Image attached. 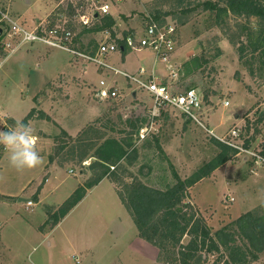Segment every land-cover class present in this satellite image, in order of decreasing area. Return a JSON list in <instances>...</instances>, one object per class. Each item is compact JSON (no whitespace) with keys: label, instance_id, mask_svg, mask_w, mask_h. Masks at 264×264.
<instances>
[{"label":"rangeland","instance_id":"1","mask_svg":"<svg viewBox=\"0 0 264 264\" xmlns=\"http://www.w3.org/2000/svg\"><path fill=\"white\" fill-rule=\"evenodd\" d=\"M212 1L114 2L109 16L115 20L112 30L115 36L111 31L109 34L113 40L121 41L131 32H142L148 16L154 17L156 13H161V18L167 22L177 24L179 47H182L175 61L180 68L178 83L181 90L193 88L203 96L204 124L218 137L241 127L242 136L260 144L264 142V69H260L259 60L249 52L241 58L239 48L247 43V28H264V20L258 17L247 20L229 14L222 26H216L214 11L205 8V3ZM86 4L87 0H0V9L29 30L35 31L49 22L50 25H68L76 34L70 46L79 50L83 44L93 50L94 44L98 46L112 40L105 31H91L101 19L90 27L79 22L77 11ZM9 42L12 47L16 46L8 51V58L0 68V104L3 113L9 116L0 122V130L15 127L17 122L12 116L27 118L35 104L33 99L40 108L42 100L49 96H53L56 105L66 98L67 102L76 103L81 96L101 109L97 119L81 124L82 131L76 137L64 130L54 135L51 162L57 167L58 200L47 195L43 206L34 207L31 196L25 194L22 197L27 199L20 202L22 205L18 204L20 197L6 201L0 198V264H179L175 261L179 249L162 251L140 237L130 208L119 192L125 193L127 186L137 180L164 190L166 185L175 183L171 166L183 180L190 177L219 153L214 137L199 124L172 110L149 119L150 112L143 105L152 104L148 94L138 91L139 99L135 98L132 92L137 90L136 84L122 75L100 69L94 62L42 42L20 46L15 39ZM123 53L122 50L109 53L104 61L131 75L146 77L149 74L154 63L152 52L126 51L125 59ZM193 56L202 58L203 65L186 71L185 63ZM73 58L80 62L74 63ZM84 64L88 66L86 72ZM156 69L167 76L165 65L159 64ZM61 73H74L79 79L56 88L48 83ZM102 81L106 86L101 85ZM71 83L75 86L69 88ZM114 85L121 91L120 99L98 101L92 98V94L94 97L96 92ZM72 88H80L76 99L70 97L74 93ZM225 102L230 104L227 106ZM79 113V106L65 103L57 110L56 117L74 131L81 120ZM34 116H38L37 111ZM106 138L132 139L137 149V154L131 151L133 165L123 162L116 165V169L111 167L110 182L103 183L90 199L73 208L56 225L54 216L64 206V199L77 179L84 184L103 173L104 167L92 155ZM156 139L162 150L157 149ZM4 157L0 171L3 185L10 186L15 178L20 184L39 173L36 168L17 172L9 166L7 154ZM92 163L94 168L90 170ZM52 175L53 172H46L44 179ZM55 178L49 185L55 183ZM13 203L22 207L15 212L7 206ZM183 207L184 212L195 215L194 219L203 220L213 234L248 212L264 214V166L246 162L243 157H233L209 177L187 188ZM190 240L191 236L186 235L182 244L187 245ZM258 256V259H250L249 264H264V252ZM226 260L223 249L209 252L200 249L194 264H224Z\"/></svg>","mask_w":264,"mask_h":264},{"label":"trees","instance_id":"2","mask_svg":"<svg viewBox=\"0 0 264 264\" xmlns=\"http://www.w3.org/2000/svg\"><path fill=\"white\" fill-rule=\"evenodd\" d=\"M205 8L211 12L214 11L216 26H222L229 14L247 20L252 17L264 20V0H214L205 3ZM161 16H163L161 13H156L155 18L158 19ZM114 24L113 17L106 16L91 31L109 30L112 32V36H115L112 31ZM121 44L123 45V42ZM94 46L96 49L97 44H94ZM85 48L87 47L82 44L79 50L83 51ZM239 50L241 58L249 52L252 57L259 60L260 69H264V28L259 30L247 28V43H243ZM203 62L199 56H193L185 63V70L200 68ZM34 112L35 110L30 112L23 121L24 124H27L29 119L33 118ZM40 117L49 119L43 112H41ZM213 141L219 148V153L190 177L183 180L174 167L171 166L175 183L166 185L164 190L153 188L137 180L127 186L125 193H119L122 200L130 208L140 231V237L162 251L171 252L170 248L179 249L177 252L178 258L175 260L177 263L194 264L200 249H206L208 252L223 249L227 256L224 264H249L250 259H258V255L264 252V214L248 212L231 225L213 234L203 220L194 219V214L189 215L184 212L183 199L187 188L209 177L215 170L225 165L236 155L235 150L218 139L213 138ZM155 143L157 149L162 150L158 139L155 140ZM131 151L137 154V149L134 148L130 138L124 140L106 138L97 146L92 156L98 160L101 167H104L103 173L86 181L74 191L65 201L64 206L60 208L59 214H55V224L60 223L86 197L88 190L97 186L103 179L110 177L111 167L115 166L116 169V165L123 162L133 165L134 158ZM3 153L4 149L0 147V161ZM85 155L82 156L85 157ZM93 165L92 163L89 167L90 170L94 168ZM186 235L191 236V240L187 245H184L182 240ZM199 257L200 259L203 258V256Z\"/></svg>","mask_w":264,"mask_h":264},{"label":"built area","instance_id":"3","mask_svg":"<svg viewBox=\"0 0 264 264\" xmlns=\"http://www.w3.org/2000/svg\"><path fill=\"white\" fill-rule=\"evenodd\" d=\"M118 1L123 0H87V4L81 8L82 10L77 11L79 22L85 27H90L96 20L111 15L113 3ZM147 20L142 32H131L125 35L121 41H118L113 40L109 34L110 31L106 30L105 32L109 34L108 36L112 41L103 42L96 49L94 47L93 50L87 47L85 51H81L70 46L73 44L76 34L74 29L68 25H50L49 22L45 27L40 26L35 31L29 30L17 23L10 17L9 13L0 9V68L8 58V51L16 46L12 47L9 40L15 39L18 46L25 43L42 42L51 47L67 50L88 62L96 63L100 69L110 71L114 75H122L129 82L136 84L137 90L132 92L135 98H137L136 93L138 91L146 92L152 101L151 105L146 102L143 104L144 109H148L150 112L149 119H155L172 110L184 116L188 121L199 124L214 138L235 150V157H243L246 162L264 166V142L256 144L250 137L242 136L241 127H236L230 130L227 135L218 137L202 121L203 96L193 88L181 90L178 83L180 68L175 62L180 46L179 26L174 22H167L165 18L161 17L157 19L155 16H148ZM14 50L12 49L13 52H15ZM117 50L152 52L154 63L149 74L146 77L131 75L104 61L105 56ZM159 64L167 67L168 74H165L167 76L156 69ZM101 85L106 86V83L102 81ZM95 97L101 100H117L122 96L119 88L114 85L96 92ZM225 104L228 106L230 103L225 102ZM0 119H3V106L1 104ZM142 137H145L144 134Z\"/></svg>","mask_w":264,"mask_h":264},{"label":"crops","instance_id":"4","mask_svg":"<svg viewBox=\"0 0 264 264\" xmlns=\"http://www.w3.org/2000/svg\"><path fill=\"white\" fill-rule=\"evenodd\" d=\"M181 49H182V47H179L177 55H178L179 51H181ZM125 54H126V51H124V53H123L124 59L126 56ZM73 61L76 64L78 62H80L78 58H73ZM83 68H84L83 70H85V72H86L88 66L84 64ZM78 79L79 78L74 73H61V74L51 78L48 83L55 85V88H56V87L63 86L67 82H71V80L77 81ZM71 84L72 85H70L69 88L75 86V84H73V83H71ZM46 85H48V84H46ZM72 90H73L72 92H74V93H71L70 97L76 99L77 96L80 95L79 94L80 88H72ZM136 94H137L136 97L138 98V92ZM91 96L94 100L95 99L98 100V98L95 97V94H94L95 98L93 97V94ZM79 99H76L77 102L74 103L73 101L67 102L68 100L66 98V99H64V101H59L58 104L56 105L55 103H57V102L55 99H53V96H49L48 98L42 100L40 108L38 107L39 109L35 105V104H37V102L35 101V99H33L35 104L32 105V107H33L32 110H35V112L37 111L38 116H34L32 119H30L26 125L31 126L32 129L34 130V135L36 137L35 147H36L37 151L40 153V155L43 157L44 164L42 166L36 168V170H38L39 173L34 178L30 177L25 182H20V184H19V182L17 183V181H15L16 180V178H15V180H13L10 183V186L9 185H3L2 183H0V198L4 199L6 201V200H11V199L20 197L18 200L19 201L18 204L22 205L20 202L25 201V199H27L24 197L25 196H27V197L31 196V198H32L31 201H33L34 207H36L38 205L43 206V203H44L43 201H44V199L47 198V195H49L50 197H54L55 200L59 199V197H57V195H56V192H57L58 188L60 187L59 183L56 184V180H57V176H58L56 174V168L57 167L55 166L56 165L55 162H54V164L51 162V160H53L51 158V156H53L52 154L55 151L54 147H55V141L56 140L54 138V135L57 136V135H59L60 130H64V131H66V133H68L69 136L76 137L77 134H79V132L82 131L81 130L82 128H79V127H81V124L83 125V123H84L86 125V124L92 122L93 120L97 119L99 114H100L101 108L97 104H94L93 102H87L81 96H79ZM98 101H101V100H98ZM65 103L66 104L69 103V105H71L73 107L79 106V108H80L79 116H80L81 120L79 121V124L77 125L78 126L77 129L74 131L70 130L69 127L67 125H65L64 122H62V120H60V119H58V117H56L57 110H59L60 106L62 104L64 105ZM46 106H48L49 109L46 108ZM41 112L45 113L46 115H49L51 117V120L41 118L40 117ZM7 116H9V113H7V114L3 113V119H0V122H2V120H4L5 117H7ZM10 116H12V115H10ZM12 117L15 119L16 122L17 121H23L26 118L25 115L22 116L20 119H17L14 116H12ZM6 154H7L6 150L4 149V153H3L2 159L0 161V171L3 169L4 159H5L4 156ZM49 171L53 172V175H52V177L47 178V180H45L44 174L46 172H49ZM55 176H56L55 183L53 185H49L51 183V180ZM107 181L110 182V180L108 178H105L100 182V184L98 186H95L94 188L88 190L86 197L76 206V208L82 206L88 199H90L92 197V194L95 193V191L103 183H105ZM80 185H83V184L79 178V179H77V181L75 183V187H73V189L70 190L68 197L72 193H74V191ZM111 186H112V183H111ZM112 188H113V186H112ZM24 194H25V196L22 197ZM67 198H65L64 201H66ZM1 202H2V200H0V203ZM51 203H53V202H51ZM53 204L56 205L55 203H53ZM7 206H8V208H10L11 210H13L15 212H17L19 210L17 208L22 207V206L17 207V203L7 204ZM17 216L20 217L19 214H17ZM22 217H24V216H22Z\"/></svg>","mask_w":264,"mask_h":264},{"label":"clouds","instance_id":"5","mask_svg":"<svg viewBox=\"0 0 264 264\" xmlns=\"http://www.w3.org/2000/svg\"><path fill=\"white\" fill-rule=\"evenodd\" d=\"M35 143L34 130L21 121H17L13 128L0 130V146L6 150L9 166L17 172L32 170L44 164Z\"/></svg>","mask_w":264,"mask_h":264}]
</instances>
